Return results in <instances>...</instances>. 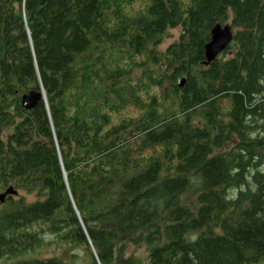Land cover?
<instances>
[{
    "label": "trees",
    "instance_id": "16d2710c",
    "mask_svg": "<svg viewBox=\"0 0 264 264\" xmlns=\"http://www.w3.org/2000/svg\"><path fill=\"white\" fill-rule=\"evenodd\" d=\"M216 23L233 38L203 65ZM40 88L47 105L23 108ZM9 187L35 200L0 204L1 264H75L32 258L52 246L85 264L263 262L264 0H0Z\"/></svg>",
    "mask_w": 264,
    "mask_h": 264
},
{
    "label": "water",
    "instance_id": "95a60500",
    "mask_svg": "<svg viewBox=\"0 0 264 264\" xmlns=\"http://www.w3.org/2000/svg\"><path fill=\"white\" fill-rule=\"evenodd\" d=\"M27 31V29H26ZM233 38V31L229 23L221 24L216 23L214 24L209 32V41L203 47L204 53V62L203 65H208L212 60H214L219 54H221L227 48V45L230 44ZM184 80L182 79L179 83V87L183 86ZM39 100H43L45 103L44 91L42 88L38 92L36 91H29L26 94L21 95L20 103L23 105L22 107L25 109H31ZM63 180L65 179L64 172H62ZM17 194L15 190L11 187L7 188L5 191L0 193V203H2L6 196H13ZM74 209V206H73ZM75 210V209H74ZM77 215V219L81 225L80 219L78 218V214L75 210Z\"/></svg>",
    "mask_w": 264,
    "mask_h": 264
},
{
    "label": "rangeland",
    "instance_id": "374dc122",
    "mask_svg": "<svg viewBox=\"0 0 264 264\" xmlns=\"http://www.w3.org/2000/svg\"><path fill=\"white\" fill-rule=\"evenodd\" d=\"M179 32L180 31L178 28L168 31L167 35H165L166 37L162 41L161 45L158 46V49L163 50V48H165L168 44H170L175 39H177ZM0 193H2V192H0ZM15 195L24 197L25 202H33L35 200L34 194H26L24 191H18L17 194H15ZM5 198H7V197H5ZM0 207H1V205H0ZM126 250L128 253L135 251L136 252L135 254H138L141 256L144 255V251L142 248L136 249L134 247H127ZM71 253L75 255L74 259L69 258ZM87 255H88V252H87L86 248H78V247L74 248L73 247V248H70L68 250H61L58 247L52 246L46 250H43L42 253H41V251H39L32 258L45 259V258L56 257L58 259H62L64 261H70L71 263H75V264H85L87 261V257H88ZM0 264H1V262H0ZM260 264H264V261L261 262Z\"/></svg>",
    "mask_w": 264,
    "mask_h": 264
},
{
    "label": "flooded vegetation",
    "instance_id": "af4514ba",
    "mask_svg": "<svg viewBox=\"0 0 264 264\" xmlns=\"http://www.w3.org/2000/svg\"><path fill=\"white\" fill-rule=\"evenodd\" d=\"M7 197V196H6ZM4 201H5V199H4ZM3 203V202H2ZM2 203H0V204H2Z\"/></svg>",
    "mask_w": 264,
    "mask_h": 264
}]
</instances>
